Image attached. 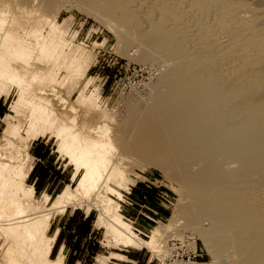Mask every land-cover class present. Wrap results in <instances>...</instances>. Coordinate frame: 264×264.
Here are the masks:
<instances>
[{"label": "rangeland", "instance_id": "obj_1", "mask_svg": "<svg viewBox=\"0 0 264 264\" xmlns=\"http://www.w3.org/2000/svg\"><path fill=\"white\" fill-rule=\"evenodd\" d=\"M85 8L97 14V17L89 18L84 15L81 9ZM0 10V19L5 21L4 24L6 26L9 24L12 31L20 34H23L22 30L29 29L34 24L39 26L42 23L40 25L46 29L51 19L57 22L65 20L67 27L65 38L71 40L65 55L74 52L81 60L90 58V67L84 72V80L79 76L71 81L67 77L68 70L65 66L69 64L70 58L66 56L67 61L62 60L57 65L56 72L59 73L61 84H57L54 88L67 102L59 103L58 98L49 90L45 92L46 96L49 97L52 106L59 111H63L67 104L71 105L67 116H72V125L76 127L82 128L84 124L86 129L88 125H106L110 144L115 147H113L114 157L123 158L119 162L120 166L123 163L126 177L132 178L136 173H143V177H135L134 183H128V186L136 185L141 186L143 190L153 191L158 202L165 203V207L162 208L167 210V213H163V217L151 220L148 226L140 228L144 233L151 234V228L156 224L166 227L165 231L167 230L168 233L162 234L165 236L162 237L164 239L160 237L163 240L165 254L163 258L157 253L158 248H155V245L154 247L124 246L116 241L105 227L95 222L99 209L92 208L94 225L99 232L97 239L101 244V251L93 259L94 264H163L167 256L165 242L168 237L184 230L195 233L197 226L208 230L214 225L216 220L213 219V212H206L200 207L203 202L198 200V195L188 193V196H181L169 185L172 183L178 188L179 182H174L169 179L170 177L145 167L151 161L150 158L157 155L152 151L154 148H151V152L155 155L150 154L149 149H144V140L147 138L145 131L150 133L148 131L150 124L155 122L154 120L151 122V119L146 121V116L149 111L157 108L155 104H158L155 101L161 95L168 98L170 94L177 96L179 92L184 95L183 89L180 90L184 85L185 91L188 87V91L192 92V88L197 87V83L195 85L197 76H201L209 85L223 84L224 90L219 96L215 95L218 97H215L216 100L213 98L212 101L210 100L212 108L216 111L217 117H213L215 120L201 116L203 113H197L202 117V120L198 118V121L202 122L199 121L201 126L206 128L205 124L210 120L215 121L220 135H232L226 139H234V134L238 136H234L236 142L230 141V144L223 149H217L213 143L212 148L207 140L205 142L208 145H205L201 140L200 143L199 140L194 141L190 138L193 141L188 143L186 149L190 151L197 149L195 150L197 153H186L181 163L180 160L173 159L169 163L167 172L177 179L189 174L202 173L207 175L215 173L217 179L223 176L221 178L223 181L219 178L221 181L219 183L225 186V190L227 187V191L221 196L225 199L222 201L224 206L218 208V212L221 220L235 221L239 227V234L234 237L236 239L233 238L235 244L232 242V245L222 253L214 255L215 257L206 250L196 236L200 240L199 244L205 248L214 264H264L263 254L259 255L260 250L261 253L264 251V0H0ZM112 27L116 29V33L113 31L114 28L111 29ZM1 35L0 30V38ZM38 52L37 48H32L31 52L26 51L21 43L16 41L13 47H8L3 59L17 64L30 60L34 67L42 68L49 56L46 51L40 58ZM170 65L175 67L177 74L175 77L173 74V78L170 77L172 79L167 86L163 85L162 78L165 71L173 68ZM196 74L198 75L195 76ZM73 83L76 85L75 89L77 87L79 89L84 84L83 93L94 101L90 109L84 103L76 101L74 94L76 91L72 90ZM38 85L36 81L25 82V87L29 91H34ZM234 87L237 92L231 96ZM17 90L15 85H10L8 93L1 96L0 103L2 102L3 105L0 138L8 129L4 117L18 97ZM181 96L182 94L179 97ZM223 98H227V103H221ZM206 100L208 101L205 96L198 94L194 100L184 101L181 106L184 109H191L192 112L195 109L192 106L196 103H205ZM23 102L25 103L20 110L26 112L27 101ZM206 117L208 122L204 121L203 125V118L206 120ZM159 121H161L160 117L157 122L160 126L164 125ZM142 126L145 127L144 130ZM160 128H162L160 132L163 140L168 142L167 130L165 131L163 126ZM83 132L88 133L86 130ZM38 139H42L53 148L63 166L74 171V165L68 162V157L57 151L58 142L53 135L45 132ZM152 140H147L146 144L151 142L154 145L157 139ZM202 143L205 145L204 148ZM199 147L201 150L205 148L206 150L201 152ZM147 150L149 154L146 153ZM29 163V158L26 157V165L28 166ZM145 178L153 181L154 184H149L150 187L145 186ZM67 183L74 185L75 181L70 179ZM216 184L210 181L212 188L222 187ZM111 186L122 193L121 197L110 192H107V195L119 205L123 218L131 221L135 226L139 225L137 221L128 220L124 215L127 216L125 204H127V196H130V190L121 188L116 182H111ZM202 189L205 192L208 190V194H213L214 191L209 187ZM41 197L42 195H35L39 201ZM54 197H50L49 203ZM165 198L169 199L170 203L166 202ZM178 202L183 208L181 222L178 227L169 228V232L167 223L170 227L169 220ZM229 205H232L231 209ZM86 206L87 204L79 203V205H69L66 209L68 212L75 208L85 211ZM60 215L62 213H54L51 222ZM51 231L50 229L47 234L50 235ZM226 232L223 236L232 235L229 232L226 236ZM237 240H241L237 242H241L240 245H237ZM238 247L241 250H238ZM131 252L140 253L136 263H128L126 257L119 259L113 255L123 253L138 257ZM251 252L254 254L257 252V259ZM88 259L86 256L85 261L87 262ZM0 264H3L1 257Z\"/></svg>", "mask_w": 264, "mask_h": 264}, {"label": "bare ground", "instance_id": "obj_2", "mask_svg": "<svg viewBox=\"0 0 264 264\" xmlns=\"http://www.w3.org/2000/svg\"><path fill=\"white\" fill-rule=\"evenodd\" d=\"M81 11L84 15L89 16V18L97 17V14L89 9L87 10L85 8L81 9ZM64 21L57 22L55 19H51L49 21L50 25L46 29L39 22L41 25H31V28L22 30L23 34H20V32L16 33L12 31L13 29L11 30V27L9 28V24L7 27L4 24L5 21L0 19V30L2 34L0 38V97L8 93L7 91L10 85H15L18 89V97L13 101L10 111L4 117L8 129L0 138V257L3 260V264H63L64 256L61 252L54 258L50 256L56 236V234H47L51 225L52 216L54 213H63L69 205L74 206L76 204L79 205V203L80 205L84 203L87 204L86 214L90 213L94 207L95 209H99V214L95 222L105 227L106 231L116 241L122 243L124 246L152 245L154 247L155 245V248H158L157 253L163 258L165 254L162 244V239L164 238L162 237L165 236L162 234L165 232L168 233L167 230L165 231L166 227L164 228V225L156 224L155 227L151 228V234L144 233L140 229L143 226L142 223L137 221L139 225L135 226L131 224V221L125 220L123 214L119 211V205L115 203L112 197L107 195V192H110L121 197L122 193L111 186V182H116L121 188L129 190L128 183L133 184L134 178L138 176L143 177V173H136L132 178L126 177L127 174L123 171V163L120 166L119 162L123 158L114 157L115 153L113 150L115 147L113 146V148L110 144L106 125H88L86 129H84V124L82 128L76 127L72 125V116H67V111L71 110V105L67 104L68 109L66 107L65 109L63 108V111H59L52 106L49 97L46 96L45 92L49 90L58 98L59 103L67 102L54 88L57 84H61L58 76L59 73L56 72L57 65L62 60L67 61L66 56L70 58L69 64L67 63L65 66L68 70L67 77L71 81H74L73 79L79 76L84 80V72L90 67L91 63L90 58L81 60L74 52L71 55L69 53L65 55V51L70 47L71 40H66L65 38L67 27H65ZM16 24L18 25V23ZM115 30L114 28L113 31L115 32ZM19 37L20 40H18ZM16 41L17 43H21L26 51L31 52L32 48H37L39 50L38 57L47 51V56L49 57L43 63L42 68L34 67L35 65L33 66L30 60H27L23 64H17L16 62L3 59L8 47H13V43L15 44ZM164 49L167 50V48ZM43 57L42 60H44ZM36 68L40 69L32 72ZM165 72L162 83L163 85L169 86L170 79L173 78V74L174 77L176 76L177 71L173 67ZM32 81H36L39 85L34 91H29L25 87V82ZM196 83L197 87L192 88V92L188 91V87L187 91H185L186 86H182L180 90L182 91L183 89L184 95L179 92L182 94L181 97H179V93L177 94V96L179 95L178 97L170 94L171 96L169 98L171 97L173 99L161 95L155 101L158 105L154 103L157 108L154 111H149L148 116L144 114L147 117L146 121H150V119L151 122L153 120L155 121L150 124V130L147 129L150 133L147 131H145L147 135L144 133L149 138H146L144 140L145 142L143 141L145 143L144 149H149L151 152V148H154L152 151L157 153L155 155V153L149 152L155 156H152V154L151 161H149V164L145 162L147 165L144 163V166L150 167L156 173L166 175L168 178L170 177L169 179L174 182H179L180 186L178 188L172 185V183H169V185L174 187L181 196H188V193L189 195H198V200L203 202L200 207L205 209L206 212H213V219L216 221L212 228L204 230L200 228L201 226H194V228L196 227V235L192 233L201 240L206 250L215 257L232 245V242L235 244L234 239L236 238L234 237L239 234V227L235 221L231 219L221 220L220 213L218 212L224 206L222 201L225 199L221 196L227 191V187L225 190V186L220 184L223 181L221 179L223 176L221 175L222 177L219 176L217 179L215 173L213 175L202 173L189 174L186 177L182 176V179H177L176 177L173 178L170 176L167 172L169 163L173 159L180 160L179 163H181V159L186 153H197L195 151L197 149H194V151L186 149L188 147L187 145H189L188 143L191 141L190 138H193L194 141L199 140V142L201 140L205 145H208L205 142L207 140L209 141V145L213 143L215 147L217 146V149H223L230 144V141L232 142L234 140L233 142H236L235 138L238 136L234 134V139H226V137L232 135H220L219 127L216 126L217 123L215 124V121L210 120V118L217 117L215 115V108H212L210 103L212 98L216 100L215 95L218 94L217 96H219L224 91L222 89L223 84L220 85V83L213 86L210 83L209 85L201 76L195 78V85ZM75 87L76 85L73 83L72 90L76 91L74 93L76 95V101L81 102V104L84 103L90 109L94 105V101L83 93L84 84L79 89L78 87L75 89ZM236 92L237 89L234 87L231 96L235 95ZM198 94L199 96H205L209 102L206 100L207 102L205 103H196L195 106H192V108H195L192 112H190L191 109L189 110L186 107V109L182 108L181 103L194 100ZM226 99H221V103H227ZM24 100L27 101L26 104L28 105L26 112L22 109L20 110L22 104L25 103L23 102ZM135 109L138 110V108ZM135 109L133 108V110ZM195 113H203L200 115L210 117L209 122L207 117L206 120L204 119L205 117L203 118V125L204 121L205 123L208 122V124H205L206 128L201 126L200 123L202 122L200 120V123L198 121V118L201 119L202 117ZM194 115L199 117L196 118ZM159 117L164 125L160 126V123L157 122ZM70 119L71 122H69ZM213 120L215 119L213 118ZM162 126L169 134L168 142L163 140L160 132V129H162L160 127ZM83 130L88 131V133H84ZM45 132L53 135L58 142L57 151L61 152L65 157L67 156L69 159L68 162L74 165L71 180L75 181V184H66L50 203V196L48 194H43L41 200H37L33 186L25 181L32 166L31 163L28 166L26 165V157L29 156L27 150L30 144ZM154 138L157 139L154 145L151 142H147L148 144H146L147 140L153 141L152 139ZM204 143H202L203 148L205 146ZM210 146L209 148L211 149ZM214 146L212 145V148ZM200 147L199 150L201 152L206 150V148L201 150ZM169 150H173L174 153L171 151L172 153L170 155ZM146 153H148V150ZM144 161L146 160L144 159ZM213 178L215 180L217 179V182ZM219 178L221 181H219ZM210 181L222 187L212 188ZM202 187L211 188L214 190L213 194H208L209 191L207 190L205 192ZM229 207L231 209L232 205H229ZM182 210L181 204L179 202L176 203L169 220V225L172 227H168L167 223L169 232V228L178 227L177 225L181 222ZM226 231H229L232 235L229 237V232ZM225 232L229 238L223 236ZM238 241L241 240H237L236 243ZM238 244L240 245L241 242ZM237 249L239 250L240 247ZM260 251L262 252V250ZM261 252H259V255L261 256L263 254L262 256H264V251L263 253ZM255 254L253 253L252 255L257 259V254ZM113 255L119 259L124 257L118 253H114ZM211 261L214 262L213 260Z\"/></svg>", "mask_w": 264, "mask_h": 264}, {"label": "crops", "instance_id": "obj_3", "mask_svg": "<svg viewBox=\"0 0 264 264\" xmlns=\"http://www.w3.org/2000/svg\"><path fill=\"white\" fill-rule=\"evenodd\" d=\"M2 105L1 102L0 117ZM29 147L28 158L32 166L26 183L33 186L35 195L48 194L52 198L71 179L73 169L69 170L66 166H63L53 148L42 139L34 140ZM129 190L130 196H127L126 200V203H129L125 204L128 217L124 214L128 220L138 221L142 223V227H146L151 220L163 217V213H167V210L162 208V206L165 207V204L158 202V198L153 191L143 190L141 186L136 185L130 187ZM88 215L89 213L86 214L82 209L75 208L71 212L66 209L62 215L51 222L49 230L52 231L50 235L56 234L50 254L52 258L61 252L64 256L63 264H85L87 263L85 261L86 256H89L88 261L94 264L93 259L101 251V244L100 240L97 239L99 232L94 225V220H92L91 227L88 230L81 226V222ZM131 253L138 255V257L123 253L118 254L126 257L128 263H136L140 253Z\"/></svg>", "mask_w": 264, "mask_h": 264}, {"label": "built area", "instance_id": "obj_4", "mask_svg": "<svg viewBox=\"0 0 264 264\" xmlns=\"http://www.w3.org/2000/svg\"><path fill=\"white\" fill-rule=\"evenodd\" d=\"M145 180L147 187H150L149 184H154L147 178ZM165 201L170 203L169 199L165 198ZM199 241L190 230L168 237L165 242L167 256L163 264H214Z\"/></svg>", "mask_w": 264, "mask_h": 264}, {"label": "trees", "instance_id": "obj_5", "mask_svg": "<svg viewBox=\"0 0 264 264\" xmlns=\"http://www.w3.org/2000/svg\"><path fill=\"white\" fill-rule=\"evenodd\" d=\"M92 220H93V213L90 212L88 217L81 222V226H83V228L88 230L91 227ZM88 258L90 259L89 256H88ZM86 264H91V263L89 261H87Z\"/></svg>", "mask_w": 264, "mask_h": 264}]
</instances>
